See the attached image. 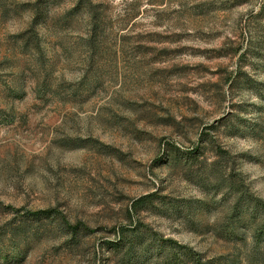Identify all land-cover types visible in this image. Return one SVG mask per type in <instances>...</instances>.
<instances>
[{
    "label": "rangeland",
    "instance_id": "obj_1",
    "mask_svg": "<svg viewBox=\"0 0 264 264\" xmlns=\"http://www.w3.org/2000/svg\"><path fill=\"white\" fill-rule=\"evenodd\" d=\"M122 235L264 264V0H0V264H126Z\"/></svg>",
    "mask_w": 264,
    "mask_h": 264
},
{
    "label": "trees",
    "instance_id": "obj_2",
    "mask_svg": "<svg viewBox=\"0 0 264 264\" xmlns=\"http://www.w3.org/2000/svg\"><path fill=\"white\" fill-rule=\"evenodd\" d=\"M214 162L211 164V167L214 166ZM142 201H140L138 204L142 205L141 204ZM51 212H39L37 215V217L41 216V215H45V216H48L50 215ZM124 232V231H123ZM124 234V233H122ZM122 239L119 241V243L115 244V246L113 247L114 248V251L115 252H119V250H121L124 246L126 245H129L128 248H127V252L125 254V260H127V263L126 264H131V262L133 261L134 258H130L128 259V257L130 256L132 250H133V246H134V243L136 241V238L135 237H132V238H125L124 235H122ZM253 262V261H252Z\"/></svg>",
    "mask_w": 264,
    "mask_h": 264
}]
</instances>
